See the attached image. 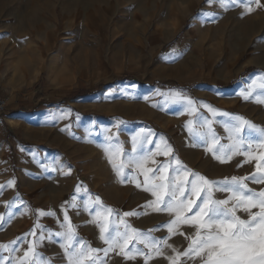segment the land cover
<instances>
[{
  "label": "rangeland",
  "instance_id": "374dc122",
  "mask_svg": "<svg viewBox=\"0 0 264 264\" xmlns=\"http://www.w3.org/2000/svg\"><path fill=\"white\" fill-rule=\"evenodd\" d=\"M1 4L0 94L7 107L0 117V264H17L29 249L34 264H69L64 244L96 249L85 264H170L173 249L187 250L196 229L170 234L165 226L175 216L146 207L156 197L144 190L142 170L126 162L153 153L144 167L149 176L161 169L163 183L180 167L174 158L213 182L245 177L254 160L245 153L256 157L252 140L264 129V90L241 95L264 75V8L245 14L215 0ZM125 76L131 80L121 81ZM98 85L104 87L88 97L68 98ZM176 92L183 99H173ZM15 116L22 121L10 127L7 118ZM237 137L240 152L225 163L206 151L215 139L214 149L228 152ZM19 146L24 152L15 154ZM166 147L172 151L159 154ZM106 148L126 164L122 176ZM63 160L77 176L68 197L59 179ZM213 197L221 200L218 190ZM101 226L105 239L117 232L135 239L123 252L110 248ZM161 240L166 244L153 243ZM179 264L202 261L181 257Z\"/></svg>",
  "mask_w": 264,
  "mask_h": 264
},
{
  "label": "snow or ice",
  "instance_id": "6c2138e0",
  "mask_svg": "<svg viewBox=\"0 0 264 264\" xmlns=\"http://www.w3.org/2000/svg\"><path fill=\"white\" fill-rule=\"evenodd\" d=\"M215 2L226 8L230 5H239L243 7L245 14H251L258 8H264L261 0H215ZM256 88L264 90V75L250 85L247 93H241V95L248 99V95ZM170 95L176 100L183 99L179 92ZM191 103L192 101L188 100V104L191 105ZM236 119L240 120L242 118L237 117ZM243 123L249 124L248 121H243ZM249 126L251 128L256 127L255 125ZM236 131H240L239 125L236 126ZM259 131L264 134V129ZM161 139L163 140L162 137ZM239 140L240 138L237 137L233 145L229 146V151L224 152V146H221V149H214V145L217 142L214 139L212 146L206 147V151L212 152L215 159L225 163L231 159V156L239 154ZM143 143H150V141L145 138ZM262 145H264V141H262ZM105 151L108 152L109 162L112 164L117 176H122L126 164L142 170L144 190L151 192L156 197V200L150 202L146 207H153L156 211H167L175 216V219L165 226L170 234L176 232V234L185 235L177 231L182 226L196 229L195 236L191 238V243L187 250L180 253L173 249L176 252V256L168 257L170 264H179L181 257H187L188 259L199 258L202 264H264V190L253 192L245 183L246 179H252L255 183H264V168L260 165H257V170L261 173L259 176L251 178L234 176L230 181L217 183L208 180L199 173L193 172L182 165L178 158H174L180 167L176 169L174 179L168 183H163L168 178L166 175L161 176L158 174L161 169L156 170L157 175L149 176V172L152 169L144 167L151 156L154 155L153 153L131 156L125 164L119 162L118 151L115 154L107 148ZM171 151L170 147H166L159 154L168 155ZM245 154L253 159H264V156L252 157L250 153ZM151 162L155 163L154 160ZM167 169L168 165L162 166V170L165 173ZM157 180L161 181V183H155ZM123 182L121 180V183ZM136 186L141 187L139 183ZM216 190L230 192L232 195L229 199H215L213 192ZM165 196L168 197L166 201L164 200ZM253 209L257 211H253ZM107 211L111 212L112 210L108 209ZM238 211L247 213L248 219H242L237 215ZM131 215H135V213H125V216ZM0 220H3V217H0ZM104 231L105 228L101 226V239L106 244H109L110 248L120 247L121 252L124 251L130 240L135 239V236H130L127 232L122 235L117 232L115 235H110L108 239H105L103 236ZM132 232L136 233V230L132 229ZM185 238L188 237L185 236ZM65 239L68 243H71L72 236L66 234ZM153 243L163 245L166 244V240L153 241ZM62 246L65 247L69 264H85L86 260L91 259V254L97 251L92 248H84L83 245L80 248H73L71 251L68 249V244ZM3 247L6 246H0V248ZM108 250L106 249L105 251ZM157 251H162V249ZM33 255V250L29 249V251L24 253L23 258L18 259L17 264H34V261L29 260V257Z\"/></svg>",
  "mask_w": 264,
  "mask_h": 264
},
{
  "label": "crops",
  "instance_id": "0c3cea01",
  "mask_svg": "<svg viewBox=\"0 0 264 264\" xmlns=\"http://www.w3.org/2000/svg\"><path fill=\"white\" fill-rule=\"evenodd\" d=\"M256 138H254V141L252 140V144L256 145V150L258 151L256 154V157L264 156V145H262V141H264V134L261 132H258L255 134ZM256 140V142H255ZM21 152H24L23 149L19 146L17 150H15V154H20ZM257 165H260L262 168H264V159H254L253 163L250 164V171L244 175L247 178H251L253 176H259L261 173L257 170ZM60 168H61V174L59 179L66 183L65 185V196L68 197L70 192L73 190V186L77 180V176L75 175V165L69 164L66 160H63L60 162ZM26 171H23L22 174H26ZM238 176L243 177V174H239ZM219 182L221 181V177L217 176ZM245 183L247 184L248 188L251 189L253 192H259L261 190H264V183H255L252 181V179H246ZM227 193V194H226ZM81 197V193H79ZM226 195L228 196L226 198ZM232 193L220 191L218 190V196L221 200L223 199H229L231 197ZM77 202H75V205ZM253 211H257L256 209H253ZM239 215L242 219H248L247 213L243 211H239Z\"/></svg>",
  "mask_w": 264,
  "mask_h": 264
},
{
  "label": "trees",
  "instance_id": "16d2710c",
  "mask_svg": "<svg viewBox=\"0 0 264 264\" xmlns=\"http://www.w3.org/2000/svg\"><path fill=\"white\" fill-rule=\"evenodd\" d=\"M120 80L121 81L131 80V78L128 76H125V77H121ZM103 87H104V85H98L94 88V90L78 91V92L70 94L68 96V98H69V100H76V99H80V98H85V97H88V96H90L96 92H99Z\"/></svg>",
  "mask_w": 264,
  "mask_h": 264
},
{
  "label": "bare ground",
  "instance_id": "6f19581e",
  "mask_svg": "<svg viewBox=\"0 0 264 264\" xmlns=\"http://www.w3.org/2000/svg\"><path fill=\"white\" fill-rule=\"evenodd\" d=\"M7 12V5L5 6L4 4L0 5V15L4 14ZM40 16V15H39ZM21 118L15 116V117H9L7 118V123L9 124L10 127H17L19 123H21Z\"/></svg>",
  "mask_w": 264,
  "mask_h": 264
},
{
  "label": "built area",
  "instance_id": "2783aa9c",
  "mask_svg": "<svg viewBox=\"0 0 264 264\" xmlns=\"http://www.w3.org/2000/svg\"><path fill=\"white\" fill-rule=\"evenodd\" d=\"M7 102L4 97L0 94V117L6 114Z\"/></svg>",
  "mask_w": 264,
  "mask_h": 264
}]
</instances>
